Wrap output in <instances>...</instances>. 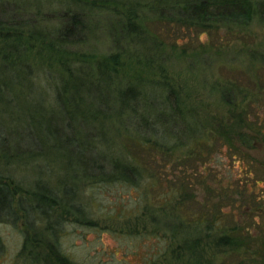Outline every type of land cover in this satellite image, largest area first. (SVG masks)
<instances>
[{
  "label": "rangeland",
  "instance_id": "obj_1",
  "mask_svg": "<svg viewBox=\"0 0 264 264\" xmlns=\"http://www.w3.org/2000/svg\"><path fill=\"white\" fill-rule=\"evenodd\" d=\"M118 1L112 4V0H0V18L13 25L9 31L0 32V51L6 50L0 54V67L6 61L4 52L11 60L5 63L8 70L0 77V83L11 84L10 90L0 93V114L3 115L0 122L9 133L8 130L22 129L26 122L31 124V117L39 118L42 126L38 133L43 139L41 155L22 154L0 161L2 174L13 182L12 187L19 189L13 202L14 213L0 218V264H213V248H203L204 253L196 256L199 262L196 263L192 257L194 252L180 248L179 238L167 233L181 222L174 209L173 192L182 186L181 196L190 213L199 211L210 198L216 206L224 202L226 212L236 213L238 206L229 200L239 197L240 192L247 205L260 203L258 198L264 193V139H256L252 147L237 142L236 146L245 151V156L212 139L195 160L188 157L193 150L188 148L192 141L175 144L171 138L159 137L155 139L156 145L164 146L168 152L162 159L157 156L159 149H152L149 158L154 164L145 168L140 157L131 160L134 157L129 150L131 139L125 137L128 134L133 140L145 141L141 133L110 122L108 118L113 115L107 112L92 114L88 96L80 99L77 106L87 119L69 115L55 104L56 81L47 80L46 74L58 77L67 65L83 63L93 68L97 67V61H104L100 64L111 61L109 71L112 68L116 80L110 90L115 95L119 81L116 76L124 81L170 83L180 93L189 116L197 121L198 132L204 133L227 123L230 106L220 82L224 77L244 74L242 83L252 85L249 93L257 107L252 109L248 105L250 119L237 122L231 128H241L250 136L264 129V72L260 67L264 64L263 15L250 21L244 17L232 18L233 31H223L221 35L225 38L229 35L228 46L223 47L215 34L216 40L212 34L203 33L201 42L196 38L187 49L164 39L161 55L151 57V52L145 51L150 55L145 57L136 54L141 50L136 41L127 45L124 40L120 26L122 15L111 9L115 5L122 10L124 0ZM252 1L264 3V0ZM139 13L143 27L151 36H157L160 26L157 20L146 9ZM73 17L79 21L74 44L53 46L51 41L46 42V38H61L63 29L72 26ZM195 37L192 34L190 40ZM22 67H26L25 73L30 69L34 78L28 80ZM30 83L36 93L32 100L27 98ZM13 101L20 106L14 107L10 103ZM12 112L17 119L6 120V114ZM93 118L98 121L94 122ZM66 119L82 131L86 129L83 120L88 121L98 134L97 154L102 159L114 157L134 164L137 178L100 181L76 177V172L86 168L76 162L79 170L76 169L74 150L64 147L59 135L50 130L54 125L61 131ZM205 169H211L212 173ZM247 172H253V178L246 180ZM44 186L55 190L62 203L47 215L35 208L32 196L37 188ZM21 195L29 198L31 204L24 201L29 211L19 207ZM223 221L230 222L228 218ZM58 252L67 258L65 262L59 259Z\"/></svg>",
  "mask_w": 264,
  "mask_h": 264
},
{
  "label": "trees",
  "instance_id": "obj_2",
  "mask_svg": "<svg viewBox=\"0 0 264 264\" xmlns=\"http://www.w3.org/2000/svg\"><path fill=\"white\" fill-rule=\"evenodd\" d=\"M112 1V4H115L118 0ZM121 4L124 6L121 11L120 7L115 5L111 9L122 15L120 26L124 40L127 45L136 41V44L141 48L138 52L135 50L136 54L145 57L161 55L164 52V39L170 40L173 46L187 49V45H193L196 38L201 42L200 38L203 33L212 34V38L216 35L220 39L221 45L225 47L230 45L231 39L229 35L226 38L221 35L223 31L227 33L233 31L234 21L231 20L232 18L244 17L250 21L253 17L263 15L262 19H264V3L252 0H124ZM143 9L149 11L159 23L157 36H151L139 20L142 18L139 10ZM75 19L73 17L72 26L63 29L61 38H46V42L51 41L53 46L74 44L77 41L75 37L78 32L77 26H79V21L76 19L75 22ZM12 26L11 23L0 18V32L9 31L10 28H13ZM192 34L197 36L195 40H190ZM4 38L7 39V37ZM214 39L216 40V38ZM211 45L214 46V44ZM145 51H150V55ZM7 54V52L3 54L6 61L0 67L2 69L0 77L8 70V65L5 63L8 64L11 61ZM102 62L104 61H97V67L93 66V68L83 63H79L78 66L67 65L65 71L58 77L46 74L47 80L56 81L53 88L55 104L63 108L69 115L77 114L81 118L87 119L77 106L80 99L88 96L91 100L89 109L92 114L107 112L108 115H113V118H108L110 122L114 121L118 125L123 124L127 130L134 129L137 133H141L146 138L145 141L133 140L132 136L128 134L125 137L131 139L129 141L132 146L129 150L134 155L131 160L136 161V157H140V162L145 168L154 164L153 160L149 158L152 149H159L157 156L162 159L168 152L162 148L164 146L156 145V140L159 137L164 140L171 138L176 141L175 144H183L186 140L192 141L188 148H193V150L190 151L188 157H195V160H198L200 153L202 154L211 144L212 139L217 140L222 146L227 144L229 150H236L244 156L246 153L236 146L237 142L252 147L256 139H264V129L250 136L241 128H231V125H237L243 120L250 119V113L246 111L248 105L252 109L257 107L249 93L252 85L249 84L248 87L247 84L242 83L241 79L246 78L244 74L235 77L227 76L224 77L223 82H220L226 95L225 100L230 106L226 113L227 123L220 125L219 129L212 128L200 133L197 121L189 116L188 110L182 105L180 93L170 83L163 82L157 85L158 83L149 84L141 80L124 81L123 78L120 79L116 76L119 81L115 95L110 90L116 80L112 68L109 71L111 61L100 64ZM261 65L264 72V64ZM22 69L25 73L26 67H22ZM25 74H27L28 80L34 78L30 69ZM262 84L264 85V77ZM156 86H160L161 89ZM10 87V83L1 81L0 93L6 89L10 90ZM27 88V98L32 100L36 95L33 90L35 87L30 83ZM10 103L17 108L20 106V103L15 104L14 101ZM74 104L75 107L72 106ZM16 112L22 111L17 110ZM14 113L6 114V120L17 119L18 116H15ZM0 116L3 115L0 114ZM255 116H257L256 112ZM30 120L31 124L26 122L22 129L13 128L14 130H8L9 133L5 132L6 129L3 128L5 125L0 122V161L20 157L22 154L39 156L43 153V139L42 135L38 133L42 122L39 118L35 119L34 117H31ZM66 120V126L62 122L64 128L61 131L54 125L50 127V130L59 135V141L65 143L64 147H71L74 150L77 159L75 160L76 169L79 170L76 162L79 166L83 165L86 168V171L76 172V177L100 181H128L137 178L134 164L124 163L114 157H111L110 160L102 159L101 155L97 154L99 152L96 150L98 144L95 143L98 140V134L94 131V127L91 128L88 121L83 120L86 129L82 131L71 120ZM256 120L260 122L258 117ZM93 121L97 122L98 118H93ZM93 132H96L97 136ZM49 135L51 137L50 133ZM152 136L154 137L151 138ZM145 151L146 154L143 153ZM233 159L236 158L233 157ZM205 171L212 173L211 169H205ZM182 174L185 175V171ZM188 175L189 173L187 177ZM245 177L246 180L253 178V172H247ZM254 182L258 184V180H254ZM12 185L13 182H9L0 171V218L11 216L15 211L13 202L19 189ZM181 187L172 194V199L176 203L174 209L177 211V216L181 218V222L174 224L167 233L171 234L173 238H179L180 248H184L190 253L194 252L192 257L196 259V263H199L196 256L202 255L203 248L210 246L213 248L212 258L215 260L213 264H264V193H261L262 196L258 198L260 203L254 204V206L247 205V200L243 197L242 192L239 197L231 198L229 203L233 202L235 207L238 206L236 213L233 214L224 210V202L217 206L216 203L213 204L212 198L208 199L206 204L199 208V211L190 213L185 199L181 196ZM251 194L256 193L251 191ZM32 196L36 201L35 208L46 215L54 207L62 204L60 198H57L55 190L46 186L37 188ZM28 200L26 195H21L19 207L22 209L25 207L26 211H29L27 204L24 203L26 201L31 204ZM32 208L34 205L31 206ZM226 218L230 220L229 223H224L223 219ZM57 255L62 262L67 260L61 253L58 252ZM226 256L230 258L228 259Z\"/></svg>",
  "mask_w": 264,
  "mask_h": 264
}]
</instances>
